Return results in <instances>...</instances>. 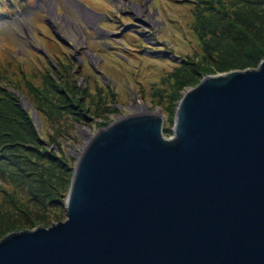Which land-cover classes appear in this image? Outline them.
Wrapping results in <instances>:
<instances>
[{"label": "water", "instance_id": "95a60500", "mask_svg": "<svg viewBox=\"0 0 264 264\" xmlns=\"http://www.w3.org/2000/svg\"><path fill=\"white\" fill-rule=\"evenodd\" d=\"M164 123L145 110L92 134L67 219L2 236L0 264H264V59L205 76Z\"/></svg>", "mask_w": 264, "mask_h": 264}, {"label": "rangeland", "instance_id": "374dc122", "mask_svg": "<svg viewBox=\"0 0 264 264\" xmlns=\"http://www.w3.org/2000/svg\"><path fill=\"white\" fill-rule=\"evenodd\" d=\"M198 2L23 0L13 5L4 0L0 8L8 16H0V73L13 56L18 60L23 57L26 58L24 67L33 72L36 84L43 86V76L49 72L58 83L60 93L69 91L66 83H75L83 88L88 86L89 92L95 95L82 104L86 121L81 123L73 117L75 115L67 116L62 111L58 112L59 116L43 115L28 100L23 88L15 90L44 137L42 146L51 147L61 157L66 152L75 167L80 151L92 134L126 114L137 112V103L146 106L147 111L165 110L163 103L177 67L182 65L190 74L199 73L205 65L199 57L202 55L201 40L193 28L192 11ZM46 60L50 69L44 71ZM40 70L44 73L40 74ZM231 70L236 69L213 71L208 67L201 72L199 80L186 85L181 93L196 86L205 76ZM7 84L16 86L15 82ZM179 100L173 105L171 123L167 116L172 129ZM74 107L71 108L74 112H82L80 106ZM51 135L57 142L52 143ZM46 141L52 144L49 146ZM9 189L12 187L7 188L0 178L2 200ZM65 204L50 206L40 213V219L33 216L30 221L17 225L21 228L65 220Z\"/></svg>", "mask_w": 264, "mask_h": 264}, {"label": "trees", "instance_id": "16d2710c", "mask_svg": "<svg viewBox=\"0 0 264 264\" xmlns=\"http://www.w3.org/2000/svg\"><path fill=\"white\" fill-rule=\"evenodd\" d=\"M5 1L14 5L23 0ZM2 4L4 0H0ZM192 12L193 28L201 40L199 57L205 65L199 73L188 74L182 65L172 73L173 87L163 103L170 123L173 105L181 98V90L200 79L201 72L208 67L213 71L246 69L257 67L264 58V0H199ZM0 16H8V13L0 8ZM57 44L61 45L59 41ZM25 61L26 58L18 60L13 56L0 73V178L7 188L12 187L4 192L3 200L0 198V238L21 229L18 222H28L33 216L40 219L44 209L64 205L75 168L66 152L62 151L65 156L61 157L51 147L42 146L44 137L15 90L23 88L28 100L43 115L59 116L58 112L62 111L67 116L75 115L73 117L81 123L86 121L82 104L89 96L95 97L88 86L83 88L75 83H66L69 91L60 93L58 83L49 72L43 76V86L36 84L33 72L24 67ZM46 62L44 71L50 66ZM195 64L193 62V66ZM43 70L38 73L43 74ZM13 82L16 86L7 84ZM74 106H80L82 112H74L71 109ZM163 131L169 136L173 129L164 123ZM51 138L52 143L57 142L54 136ZM46 142L49 146L52 144Z\"/></svg>", "mask_w": 264, "mask_h": 264}, {"label": "bare ground", "instance_id": "6f19581e", "mask_svg": "<svg viewBox=\"0 0 264 264\" xmlns=\"http://www.w3.org/2000/svg\"><path fill=\"white\" fill-rule=\"evenodd\" d=\"M136 111H137L136 113L145 112L144 105L137 103V105H136Z\"/></svg>", "mask_w": 264, "mask_h": 264}]
</instances>
